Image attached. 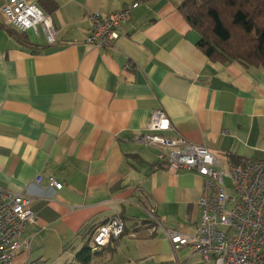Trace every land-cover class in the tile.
Listing matches in <instances>:
<instances>
[{"label":"crops","instance_id":"obj_1","mask_svg":"<svg viewBox=\"0 0 264 264\" xmlns=\"http://www.w3.org/2000/svg\"><path fill=\"white\" fill-rule=\"evenodd\" d=\"M27 1L52 16L57 38L6 24L0 0V186L28 195L36 214L14 264H81L115 216L124 232L88 264H215L189 246L175 252L165 233L196 228L203 176L168 168L134 136L163 110L169 137L207 146L225 171L264 161V68L211 60L182 0ZM135 1L112 46L87 43L92 14Z\"/></svg>","mask_w":264,"mask_h":264},{"label":"built area","instance_id":"obj_2","mask_svg":"<svg viewBox=\"0 0 264 264\" xmlns=\"http://www.w3.org/2000/svg\"><path fill=\"white\" fill-rule=\"evenodd\" d=\"M138 6L135 1L109 14H92L87 43L112 46L120 37L122 25L132 18ZM4 12L6 24L36 33L40 26L48 43H56L52 16L38 5L27 0H7ZM172 129L170 117L163 110H155L146 130L136 134L134 140L156 148L158 160L168 168L194 171L204 178L198 201L202 217L196 228L190 232L165 229L174 251L189 246L192 255L215 264H264V161L251 160L244 167L232 166L225 171L207 146L181 136L169 137L166 133ZM36 181L41 183L43 176H37ZM49 185L61 189L64 184L51 177ZM149 215L155 225L160 224L155 210H150ZM35 219L28 195L0 186V264H14L16 255L30 248V240L24 239L23 233ZM124 229L120 216L110 218L92 233L91 251L97 252L118 240Z\"/></svg>","mask_w":264,"mask_h":264},{"label":"trees","instance_id":"obj_3","mask_svg":"<svg viewBox=\"0 0 264 264\" xmlns=\"http://www.w3.org/2000/svg\"><path fill=\"white\" fill-rule=\"evenodd\" d=\"M179 9L211 60L264 68V0H182ZM92 256L87 245L76 260L88 264Z\"/></svg>","mask_w":264,"mask_h":264},{"label":"rangeland","instance_id":"obj_4","mask_svg":"<svg viewBox=\"0 0 264 264\" xmlns=\"http://www.w3.org/2000/svg\"><path fill=\"white\" fill-rule=\"evenodd\" d=\"M227 183H230L229 178H226ZM70 264H77L76 262L72 261Z\"/></svg>","mask_w":264,"mask_h":264}]
</instances>
